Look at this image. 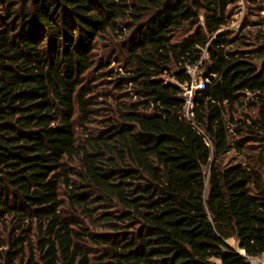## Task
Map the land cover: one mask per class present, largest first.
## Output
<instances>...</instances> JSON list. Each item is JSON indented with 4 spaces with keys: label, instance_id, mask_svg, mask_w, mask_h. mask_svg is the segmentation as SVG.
Returning a JSON list of instances; mask_svg holds the SVG:
<instances>
[{
    "label": "trees",
    "instance_id": "obj_1",
    "mask_svg": "<svg viewBox=\"0 0 264 264\" xmlns=\"http://www.w3.org/2000/svg\"><path fill=\"white\" fill-rule=\"evenodd\" d=\"M241 1L0 0V264L264 255V0L233 28Z\"/></svg>",
    "mask_w": 264,
    "mask_h": 264
},
{
    "label": "built area",
    "instance_id": "obj_2",
    "mask_svg": "<svg viewBox=\"0 0 264 264\" xmlns=\"http://www.w3.org/2000/svg\"><path fill=\"white\" fill-rule=\"evenodd\" d=\"M205 80L203 81H197V83H193L190 86L186 87V90L184 92V100L187 104L188 112L190 113L191 110L194 107V103L192 100V95L195 89L204 88L205 87ZM248 260L251 264H264V255L263 256H250L248 257Z\"/></svg>",
    "mask_w": 264,
    "mask_h": 264
},
{
    "label": "rangeland",
    "instance_id": "obj_3",
    "mask_svg": "<svg viewBox=\"0 0 264 264\" xmlns=\"http://www.w3.org/2000/svg\"><path fill=\"white\" fill-rule=\"evenodd\" d=\"M249 7H250V5H249L248 0H242L241 1V5L237 8V12L234 15V21L232 22L231 27H233V28L237 27L238 28L241 25L244 18L249 13ZM261 13L264 15V11H261ZM261 64L264 67V59L261 61ZM203 80H204V78L200 75L199 72H197L194 83H197V81L199 82V81H203ZM79 135H81V130H79Z\"/></svg>",
    "mask_w": 264,
    "mask_h": 264
},
{
    "label": "crops",
    "instance_id": "obj_4",
    "mask_svg": "<svg viewBox=\"0 0 264 264\" xmlns=\"http://www.w3.org/2000/svg\"><path fill=\"white\" fill-rule=\"evenodd\" d=\"M231 242L233 243V244H236V238L235 237H233V238H231Z\"/></svg>",
    "mask_w": 264,
    "mask_h": 264
}]
</instances>
